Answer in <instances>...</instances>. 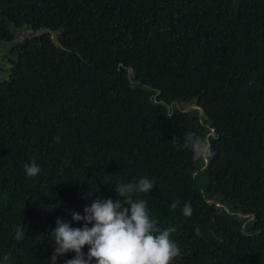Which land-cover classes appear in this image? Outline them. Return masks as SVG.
Returning <instances> with one entry per match:
<instances>
[{
  "label": "trees",
  "instance_id": "1",
  "mask_svg": "<svg viewBox=\"0 0 264 264\" xmlns=\"http://www.w3.org/2000/svg\"><path fill=\"white\" fill-rule=\"evenodd\" d=\"M24 30L0 56V264H47L57 218L142 176L173 264H264V0H0V54Z\"/></svg>",
  "mask_w": 264,
  "mask_h": 264
},
{
  "label": "clouds",
  "instance_id": "2",
  "mask_svg": "<svg viewBox=\"0 0 264 264\" xmlns=\"http://www.w3.org/2000/svg\"><path fill=\"white\" fill-rule=\"evenodd\" d=\"M54 139L59 142L60 138ZM184 140L179 147L190 148L194 158L207 161L212 155L211 145L196 134L188 133ZM24 170L28 177H36L41 168L33 157L31 162L24 164ZM154 185L147 176L116 184V200L97 198L85 207V215L72 213L74 221H84L82 228H74L70 222L57 218V227L51 232L53 254L47 264H57L69 252H74L75 256L65 264H173L181 255L177 242L171 239V233L176 229L161 230L158 222L150 217L147 202L136 198L139 193L149 194ZM179 206L180 201L176 200L169 207L174 210ZM192 211L191 204L186 202L182 214L190 217ZM195 233L202 235L199 227ZM25 237L23 226L18 225L14 238L23 241ZM86 245L88 251L85 254ZM3 260L7 264L10 256L6 254Z\"/></svg>",
  "mask_w": 264,
  "mask_h": 264
},
{
  "label": "water",
  "instance_id": "3",
  "mask_svg": "<svg viewBox=\"0 0 264 264\" xmlns=\"http://www.w3.org/2000/svg\"><path fill=\"white\" fill-rule=\"evenodd\" d=\"M14 31H15V27H14ZM37 34V33H36ZM35 34V35H36ZM28 35V31L27 30H24L23 32H21L20 34H19V37L16 39V40H12L9 44H8V46H7V49H5V51L2 53V54H0V56H5L6 54H7V52H8V49H10L9 47L12 45V44H14V43H18V42H21L26 36ZM53 39H55V38H53ZM56 40V39H55ZM6 68H9V69H11V66H5ZM8 75H11V72H9V73H6V74H3L2 76H1V78H0V82H1V80L5 77V76H8ZM201 112H203V110H202V108H201ZM214 132V131H213ZM214 202V201H213ZM219 205H221L220 203H218Z\"/></svg>",
  "mask_w": 264,
  "mask_h": 264
}]
</instances>
